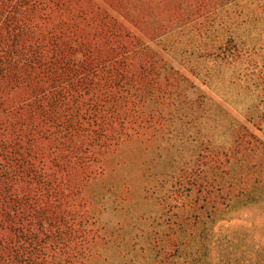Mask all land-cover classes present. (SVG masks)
<instances>
[{
  "label": "trees",
  "instance_id": "16d2710c",
  "mask_svg": "<svg viewBox=\"0 0 264 264\" xmlns=\"http://www.w3.org/2000/svg\"><path fill=\"white\" fill-rule=\"evenodd\" d=\"M243 1L0 0V264L109 262L113 235L90 187L114 172L123 144L183 140L199 120L154 41L206 18L205 54L244 65L259 88L264 52L229 30ZM255 9L264 14V0ZM245 20L264 27V17ZM193 158L160 199L168 220L124 264H264V243L214 235L233 201L264 188L263 143L238 131L229 150Z\"/></svg>",
  "mask_w": 264,
  "mask_h": 264
},
{
  "label": "rangeland",
  "instance_id": "374dc122",
  "mask_svg": "<svg viewBox=\"0 0 264 264\" xmlns=\"http://www.w3.org/2000/svg\"><path fill=\"white\" fill-rule=\"evenodd\" d=\"M242 5L233 9L240 25L229 30L239 47L254 40L264 52V44L259 41L264 36L263 24L243 22L252 15L264 17V14L255 9L256 0L243 1ZM205 19L174 28L154 41L168 66L181 74L188 100L201 105L198 122L185 128L183 140L123 144L110 159L114 172L90 187L97 196L101 222L113 235L114 242L103 252L109 262L99 264H124L134 260L132 249L139 251L147 247L145 238L169 218L160 199L171 197L179 170L194 159L197 151H227L238 131L255 135L264 145V84L257 88V83L249 81L244 65L228 64L205 54V47L214 39V28ZM205 31L209 34L204 35ZM163 181L168 183L162 188ZM129 183L134 186L132 200V192H126ZM148 187H151L149 193ZM261 191L264 188L257 190L253 198L233 201L218 217L214 235L222 230L226 235L239 233L234 237L240 244L264 243V192Z\"/></svg>",
  "mask_w": 264,
  "mask_h": 264
}]
</instances>
